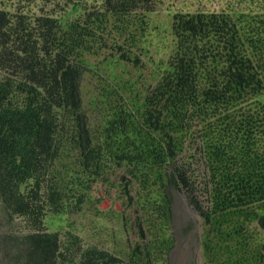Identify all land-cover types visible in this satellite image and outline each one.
Returning a JSON list of instances; mask_svg holds the SVG:
<instances>
[{
	"label": "trees",
	"instance_id": "16d2710c",
	"mask_svg": "<svg viewBox=\"0 0 264 264\" xmlns=\"http://www.w3.org/2000/svg\"><path fill=\"white\" fill-rule=\"evenodd\" d=\"M158 3L71 0L63 15L34 19L0 9V214L29 230L0 234V264H168L172 191L201 220L203 264H264V0L259 11H174L154 85L108 72L93 131L83 110L81 82L98 66L87 56L107 50L108 70L139 68ZM112 177L136 208L127 251L45 229L47 213H80Z\"/></svg>",
	"mask_w": 264,
	"mask_h": 264
},
{
	"label": "rangeland",
	"instance_id": "374dc122",
	"mask_svg": "<svg viewBox=\"0 0 264 264\" xmlns=\"http://www.w3.org/2000/svg\"><path fill=\"white\" fill-rule=\"evenodd\" d=\"M69 1L71 0H0V9L12 14L22 13L31 19L44 14L59 17L66 11ZM86 1L90 5L99 4V0ZM261 3L262 0H159L156 10L149 15L150 26H156L158 30L151 31L143 42L145 52L142 55L143 64L139 68L122 61L115 69L110 67L108 70L106 66L99 64L108 57L107 50H102L97 56H87L91 63L98 65L97 69H91L84 74L80 86L83 110L90 120L92 131L105 114L104 106H95L93 102L94 99L97 100L99 82L108 76V72L114 71L123 77L138 81L140 89L145 88L144 82L154 85L152 76L161 73L174 47L170 24L174 11H259ZM192 154L193 157H189ZM184 156L183 160L190 164L197 185L201 187L204 167L198 160V154L194 150H188ZM115 182L117 179L112 177L107 183H96L92 191L94 203H87L80 213H47L44 217L45 229L49 232H59L62 240L65 239V233L71 231L82 239L85 246L96 245L114 252L127 251L128 247L137 241L136 208L127 204L128 199ZM172 196L175 242L168 254V264H203L200 244L201 220L182 194L172 191ZM6 232L22 235L29 230L22 218H15L12 223H8L3 214H0V234ZM258 232L264 240V227L259 226Z\"/></svg>",
	"mask_w": 264,
	"mask_h": 264
}]
</instances>
